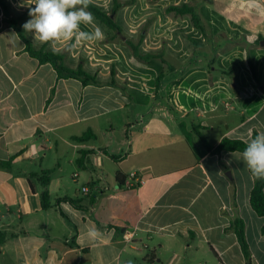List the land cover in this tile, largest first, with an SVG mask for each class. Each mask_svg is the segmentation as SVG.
Returning a JSON list of instances; mask_svg holds the SVG:
<instances>
[{
  "label": "crops",
  "instance_id": "1",
  "mask_svg": "<svg viewBox=\"0 0 264 264\" xmlns=\"http://www.w3.org/2000/svg\"><path fill=\"white\" fill-rule=\"evenodd\" d=\"M6 1L15 16L33 3ZM92 2L112 10V0ZM183 4L198 9L211 41L183 16L187 35L193 33L204 52L198 64L169 75L158 91L156 82L147 86L133 74L130 49L109 40L111 31L97 20L85 30L98 25L104 32L98 41L53 46L26 32L36 50L63 53L71 46L66 66L77 69L83 60L85 71L103 84L115 68L125 93L59 80L52 65L25 51L0 8V160L13 158L11 170L0 169L3 264H247L236 220L244 222L251 264H264V218L250 204L253 178L241 153L215 151L224 138L248 142L264 131V0H159L151 6L154 15L164 12L177 24L164 10ZM141 6L137 0L119 11L123 29L130 23L120 15ZM150 36L141 45L145 51L153 44ZM213 54L216 64L210 66ZM153 63L140 64L152 71ZM194 127L211 150L200 144ZM88 131L96 138L74 139ZM45 172L48 209L41 199ZM132 173L141 186H129ZM92 223L106 237L97 246L83 235Z\"/></svg>",
  "mask_w": 264,
  "mask_h": 264
},
{
  "label": "trees",
  "instance_id": "2",
  "mask_svg": "<svg viewBox=\"0 0 264 264\" xmlns=\"http://www.w3.org/2000/svg\"><path fill=\"white\" fill-rule=\"evenodd\" d=\"M112 1H113V6L110 12H105L93 2L92 4H90L88 11H90L93 14V16L95 17V20L100 22L102 25H104L106 28H108L110 31L114 33V36L112 38L115 39L116 37L123 35V28L117 22V15L119 11L125 6L135 4L137 0H128V1L112 0ZM158 1L159 0H151L152 3H155ZM0 8L2 9V13H3L4 25L9 28H12L17 33V35L20 37V39L25 44V51L32 58L38 60L39 63L52 65L57 73L59 80L76 79L79 82H81L82 85L85 87L86 86L102 87L104 85H107V86L119 88L122 90V92L125 93V91L117 84L115 80L116 70L114 68H112L111 70L112 80L108 82L107 84L101 83L100 81H98L97 76L91 75L88 72H86L83 67V60L80 62L77 69L68 68L66 66V59L68 57V53L70 52L71 46H69L63 53L46 51L45 48L36 50L33 46L32 41L28 38L26 32L24 31L21 25L23 21L31 18L28 15L29 11L26 12L24 15L15 16L13 12L11 11L6 0H0ZM165 12L166 14L174 16V17L189 16L191 19L192 25L196 29L202 32L204 38L207 41H211V30L208 27L202 15L200 14V12L198 11V9L194 5H190V4H183L179 6L172 5V6L167 7ZM148 23H147V26L141 31L137 41L126 38L124 43L129 46V48L132 51L133 57L136 60L143 62V63H147V64L152 62L153 60H160L164 65H168V62L165 57L166 52L164 50L160 52H154V53H148V54H142V52L140 51V46L142 45L147 35V30L149 26ZM191 41L194 44L195 48L199 49L198 43L195 40H191ZM237 43L238 42H233V44L235 45H237ZM256 43L259 44L260 42L257 41ZM248 65H249V68L252 72V75L255 81L259 85H261L262 82L258 76L257 70L249 55H248ZM163 77H164V73L162 72L157 78V81H156L157 91L161 88L160 84H161ZM194 131L199 139L200 144L204 146L205 148L211 150L212 147L207 143L204 136L200 134L199 129H197V127H194ZM256 134L257 133H254V136ZM95 138L96 136L93 134V132L88 131L84 133L82 136L75 137L74 139L76 141L84 142V141H89ZM246 143L247 142L240 140V139L224 138L220 142V144L216 147L215 151L217 153H222L224 151L242 153V151L246 147ZM114 158L117 159V157L115 156ZM12 161H13V158H11L8 161L0 160V169L11 170ZM48 175H49V172H45L44 176L41 178V199H42L44 209H48L50 206V191H49L50 178ZM252 178H253V189L250 194V204L253 210L259 216L264 218V180L256 179L253 176ZM118 180L120 182V185H124L125 179L124 180L121 179L120 175L118 176ZM71 203L74 204L73 201H71ZM234 230L237 233L238 241L241 245L244 257L246 259V263L251 264L252 263L251 252H250V248H249V245L246 239L244 222L242 220H236L234 223ZM262 231L264 232V227ZM5 240H6V235L3 232H0V246L4 244Z\"/></svg>",
  "mask_w": 264,
  "mask_h": 264
},
{
  "label": "clouds",
  "instance_id": "3",
  "mask_svg": "<svg viewBox=\"0 0 264 264\" xmlns=\"http://www.w3.org/2000/svg\"><path fill=\"white\" fill-rule=\"evenodd\" d=\"M90 4L92 0H33L34 7L31 5L28 13L31 19L22 27L34 40L53 46L60 41L102 40L104 32L98 25L92 31L85 30L95 21L88 11ZM241 158L253 177L264 180V131L246 143ZM83 235L90 246H97L106 238L94 223L85 226Z\"/></svg>",
  "mask_w": 264,
  "mask_h": 264
},
{
  "label": "rangeland",
  "instance_id": "4",
  "mask_svg": "<svg viewBox=\"0 0 264 264\" xmlns=\"http://www.w3.org/2000/svg\"><path fill=\"white\" fill-rule=\"evenodd\" d=\"M142 3L143 6L138 7L136 11L132 10L127 14L124 13L120 15V20H128L130 26H128V28L126 29H123V35L116 37L115 39L112 38L114 36V33L111 31L112 35L111 37H109V40L113 39L112 41L123 44H125L124 41L126 40V38L137 41L141 31L147 26V23L149 22L146 36L148 37V35H151L150 39H152L153 44L148 43L146 46H144L146 47V51L142 49V46H140V51L150 52L152 48L155 49V51L153 52H160L164 50L166 52L165 57L168 62V65H163L159 60H154L152 67L153 70L151 71L149 69H146L144 66H141L140 63L143 62L135 60L134 58V70L132 72L134 75L143 76L144 79H140V81L142 82V84H145L147 86H150L151 82L155 85V82L157 81L156 77L163 72L164 77L160 84V90H162L163 86L166 85V81L169 75H173L175 73L177 75H180L183 73L182 71L187 70L193 67L194 65L198 64L200 58L202 57V52L204 51L202 48L196 49L193 44L187 43L184 40L185 38L189 40H194L191 36H195L193 33L191 35H187L189 32V29L187 28V25H189V20L186 19V17H175V19L178 21V23L175 24L170 22L171 19L167 18L164 12H158L156 13V15H154L153 12L156 10L152 8L151 0H142ZM110 11L111 8L108 12ZM169 16L172 17L171 15ZM118 20L119 15H117V22ZM157 21H160V24H156ZM168 37L169 39H167ZM126 46L129 48L128 45ZM209 48L210 47H208L207 49L209 50ZM216 59L217 56L213 54L210 59H208L209 65L215 66ZM134 79L137 80V78ZM4 258L5 257L0 256V264H3L5 260Z\"/></svg>",
  "mask_w": 264,
  "mask_h": 264
},
{
  "label": "built area",
  "instance_id": "5",
  "mask_svg": "<svg viewBox=\"0 0 264 264\" xmlns=\"http://www.w3.org/2000/svg\"><path fill=\"white\" fill-rule=\"evenodd\" d=\"M143 180H141L140 178H138V176L135 173L131 174V182H129V186H134V187H139L143 184ZM89 188L88 187H84L83 188V192L88 193L89 192ZM126 240L129 241L128 238H126Z\"/></svg>",
  "mask_w": 264,
  "mask_h": 264
},
{
  "label": "water",
  "instance_id": "6",
  "mask_svg": "<svg viewBox=\"0 0 264 264\" xmlns=\"http://www.w3.org/2000/svg\"><path fill=\"white\" fill-rule=\"evenodd\" d=\"M261 46L264 47V41L261 42Z\"/></svg>",
  "mask_w": 264,
  "mask_h": 264
}]
</instances>
